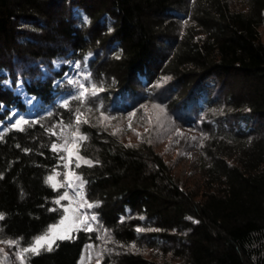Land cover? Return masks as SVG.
Listing matches in <instances>:
<instances>
[{
    "label": "trees",
    "instance_id": "16d2710c",
    "mask_svg": "<svg viewBox=\"0 0 264 264\" xmlns=\"http://www.w3.org/2000/svg\"><path fill=\"white\" fill-rule=\"evenodd\" d=\"M263 24L264 0H0V240L17 241L29 264H81L98 242L77 229L52 251L23 252L66 217L62 145L78 132L93 164L76 170L120 250L114 264H264ZM73 62L91 70L84 88L95 87V98L82 102L69 80ZM167 77L197 120L209 119L196 189L151 145L77 123L123 113L141 87ZM29 112L15 128L13 114ZM145 248L163 256L136 254Z\"/></svg>",
    "mask_w": 264,
    "mask_h": 264
},
{
    "label": "rangeland",
    "instance_id": "374dc122",
    "mask_svg": "<svg viewBox=\"0 0 264 264\" xmlns=\"http://www.w3.org/2000/svg\"><path fill=\"white\" fill-rule=\"evenodd\" d=\"M260 38L264 42V24L260 28ZM70 69L69 80L71 83L77 89L81 88V85L86 87V83L91 77L89 67L80 65L79 62H73ZM173 83L174 81L170 77L153 81L147 92L141 87V90H138L137 94L130 99L131 102H128L127 107L120 105V108L124 109L123 113L110 111L88 118L81 116L79 122H94L119 136L127 145H151L169 165L182 186L196 189L202 180L201 150L204 148V140L208 136L200 126L206 118L202 121L197 120L196 105L190 100H186L187 98H178L184 95H182L181 88L175 87ZM18 93L25 96L21 88ZM96 94L91 95L89 93L88 96L95 98ZM25 99L29 109H34L31 98L26 96ZM25 117L29 116L13 114L12 121L16 122ZM78 140L79 136L77 135L73 142L62 145V149H67L63 152L67 160L66 165H68L69 190L67 199L69 207L67 208V219H64L63 224L58 228V234L69 236L78 229L79 223L87 219L90 227L97 233L98 242L95 245L89 244L91 245L90 248L89 245L86 246L82 259L83 264H114L113 257L119 255L120 250L116 244L112 243L106 229L99 226L95 210L97 206L87 207L88 204L92 203L83 194L85 182L76 170L77 164L79 166H91L93 164L92 160L80 154ZM81 157L83 159H80ZM84 161L91 163L88 164ZM77 176L80 178L79 180L76 179ZM93 216L96 217L95 220L91 219ZM0 249H3V252H0V264H22L20 257L23 255L14 245L0 243ZM139 250L135 251L136 254H140L144 258L160 259L163 256L156 250L147 248ZM23 264L29 263L24 259Z\"/></svg>",
    "mask_w": 264,
    "mask_h": 264
},
{
    "label": "snow or ice",
    "instance_id": "6c2138e0",
    "mask_svg": "<svg viewBox=\"0 0 264 264\" xmlns=\"http://www.w3.org/2000/svg\"><path fill=\"white\" fill-rule=\"evenodd\" d=\"M77 67H79V65H77ZM80 87H81L82 90L80 91L79 95H80V98H82V102H83V100L86 99L87 95L89 94V89L84 88L83 85H81ZM96 91H97V89H95V87H93L91 89V95H95ZM85 122H87V121H85ZM27 123H28L27 120L20 119V120H17L15 122L14 127L19 129V130H23V125L27 124ZM77 123H79V117H77ZM77 135H79V139L80 140L86 139V137H84L83 135L79 134L78 132L73 133V136H77ZM65 144H68V141H65ZM52 150L53 151H57V150H61V149H58V146L53 144L52 145ZM62 150L67 151L66 148H64ZM80 159H83V158L81 157ZM84 162L88 163V164L91 163L90 161H84ZM65 166L67 167L68 165H65ZM76 167H79V164H77ZM76 179L79 180L80 178L77 176ZM53 180H54L53 176H49L48 177V181L49 182H52ZM52 186L56 187V184L53 183ZM81 186H82V183H81ZM60 199H67V193L62 195L60 197ZM56 203H59V200L56 201ZM87 207L91 208V207H94V205L88 204ZM65 211H67V209H65ZM0 219H3L2 215H0ZM65 219H67V217H65ZM91 219L95 220L96 217L93 216V217H91ZM61 224H63V220L61 221ZM58 228H59V226L50 227L49 230L45 234L36 237L30 247L23 249V252H25V253L31 252L34 255H39L41 249H46L47 251H52L53 250V244H55V241L57 239H68V238H70L66 234H58ZM77 228L85 230V231L93 230L90 227L87 219H84L82 223H79L77 225ZM137 231H143V229H139L138 228ZM0 243H7L9 245H14V244H16L18 242L17 241H0ZM90 247H91V245H89V248ZM133 247H134V245H133ZM0 252H3V249H0ZM20 259H21V262L23 264V261H24L25 257L21 256ZM81 264H83V260H82Z\"/></svg>",
    "mask_w": 264,
    "mask_h": 264
}]
</instances>
